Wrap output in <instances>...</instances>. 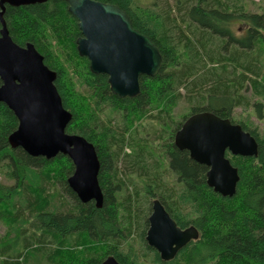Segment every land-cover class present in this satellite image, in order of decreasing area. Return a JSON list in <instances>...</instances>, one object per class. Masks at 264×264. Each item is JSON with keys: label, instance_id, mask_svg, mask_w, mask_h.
I'll list each match as a JSON object with an SVG mask.
<instances>
[{"label": "trees", "instance_id": "1", "mask_svg": "<svg viewBox=\"0 0 264 264\" xmlns=\"http://www.w3.org/2000/svg\"><path fill=\"white\" fill-rule=\"evenodd\" d=\"M99 1L123 9L162 54L161 69L141 76L136 97L114 94L108 76L90 70L89 59L77 50L81 32L66 0L6 4L13 40L33 43L57 73L55 85L72 113L66 131L96 148L104 201L101 207L84 203L68 186L74 170L68 156L47 159L13 147L9 137L19 121L0 101V167L14 180L0 182V219L6 217L9 227L0 238V264H102L109 255L121 264H264V127L232 119L236 107L250 104L264 120V13L234 10L229 0L155 1L151 7L137 0ZM237 21L247 25L240 36L233 30ZM208 62L217 66L206 69ZM247 87L263 100L251 103L243 93ZM181 99L190 103V113L211 111L257 139V156L228 153L240 175L233 196L214 191L208 167L174 144L184 120L175 119L173 108ZM54 180L69 194L68 208L61 198L51 207ZM154 198L180 227L199 230V238L171 261H163L145 239V208L151 210ZM133 233L139 247L130 240Z\"/></svg>", "mask_w": 264, "mask_h": 264}, {"label": "water", "instance_id": "2", "mask_svg": "<svg viewBox=\"0 0 264 264\" xmlns=\"http://www.w3.org/2000/svg\"><path fill=\"white\" fill-rule=\"evenodd\" d=\"M47 0H0V101L16 115L19 125L10 135L13 147L32 156L53 159L68 156L74 170L68 186L84 203L103 205L99 182L100 160L93 143L66 131L72 113L62 102L55 85L57 73L31 42L20 45L10 35L4 19L6 4L21 6ZM78 20L81 35L79 54L89 59L90 70L108 76L111 91L120 97L141 92L142 75L155 76L163 64L159 47L149 36L133 27L130 16L118 5L99 0H66ZM174 144L208 167L207 184L223 196H233L240 180L239 170L227 156H257V139L240 123L211 111L189 115L175 132ZM199 238L194 225L182 228L164 204L154 198L148 216L146 242L163 261L173 260L192 240ZM102 264H121L109 255Z\"/></svg>", "mask_w": 264, "mask_h": 264}, {"label": "rangeland", "instance_id": "3", "mask_svg": "<svg viewBox=\"0 0 264 264\" xmlns=\"http://www.w3.org/2000/svg\"><path fill=\"white\" fill-rule=\"evenodd\" d=\"M157 1L160 5H163L164 3L170 2V4L173 3V0H137V5L142 6V7H151V5L154 4V2ZM229 6L234 9V10H244L250 13H259V14H263L264 13V0H229ZM166 5V4H164ZM173 15L177 17V11L176 9L173 10ZM183 30H185L184 32H186V34L195 39L194 35L187 30V25L183 24L181 27ZM247 25L237 21L234 25H233V30H235L236 35L240 36L242 35L245 31H246ZM217 66V64H213L211 62L206 63V69L208 68H212ZM219 66V65H218ZM222 65H220L221 67ZM248 90V91H246ZM182 92H185V89H181ZM243 93H245L248 97H250V101L251 103L255 100H263V97L254 94V91L251 87H247ZM190 103L187 102V100L181 99L179 101V103L177 104V106H175L173 108V114L175 116V119L178 121H183L186 118H184V116H189L190 113ZM233 120L235 121H246L247 123H249L251 126H258L259 128L263 129L264 127V120H261L258 118V115L256 114L255 110L253 109V107H251L250 104L244 105V106H239L236 107L233 113ZM127 152H131V149L129 147L126 148ZM122 168V165H121ZM123 172V170H121ZM8 170L7 168H3L0 167V182L5 183V184H13L14 180L10 179L9 175L7 174ZM168 174V173H167ZM67 180V177H66ZM47 183V182H45ZM35 184L37 185V182H35ZM34 184V185H35ZM54 187H52V190H54L56 193L54 194L55 196V202H53L51 205V207L53 208L55 206V203H57V201L60 199V201H63L65 203V208L69 207V203H71L69 194L66 192V190L64 189V185L62 184V182L53 181ZM48 187V185H46ZM39 187V186H37ZM46 187V189H47ZM48 191V190H47ZM59 202V201H58ZM63 209V207H61ZM142 209V208H141ZM145 212H147V216L150 215L151 210L148 212L146 211L145 208ZM144 213V210H143ZM7 218L6 217H2L0 219V238L4 237L5 235H7V231L9 229L8 227V220L7 222L5 221ZM137 228V226H136ZM136 228H134L133 232L136 230ZM148 229V228H147ZM135 240L136 246H138V237L136 233H133V235L131 236L130 240Z\"/></svg>", "mask_w": 264, "mask_h": 264}, {"label": "bare ground", "instance_id": "4", "mask_svg": "<svg viewBox=\"0 0 264 264\" xmlns=\"http://www.w3.org/2000/svg\"><path fill=\"white\" fill-rule=\"evenodd\" d=\"M155 43V42H154Z\"/></svg>", "mask_w": 264, "mask_h": 264}]
</instances>
